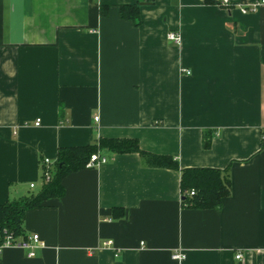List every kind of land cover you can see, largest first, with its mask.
Returning <instances> with one entry per match:
<instances>
[{
    "label": "crops",
    "instance_id": "obj_1",
    "mask_svg": "<svg viewBox=\"0 0 264 264\" xmlns=\"http://www.w3.org/2000/svg\"><path fill=\"white\" fill-rule=\"evenodd\" d=\"M253 1L0 0V204L38 191L60 147L100 138L180 167L100 149L106 163L27 211L35 256L7 247L0 264H264V4L240 8ZM135 4L139 24L120 13ZM186 168L226 172L219 208L182 203Z\"/></svg>",
    "mask_w": 264,
    "mask_h": 264
},
{
    "label": "trees",
    "instance_id": "obj_2",
    "mask_svg": "<svg viewBox=\"0 0 264 264\" xmlns=\"http://www.w3.org/2000/svg\"><path fill=\"white\" fill-rule=\"evenodd\" d=\"M121 17L141 23L140 5H122ZM106 148L112 152H138L149 166L179 170L178 160L170 155L154 154L141 149L137 139L100 138L97 143L81 146H64L58 149L50 167V179L42 187L29 194L0 204V244L11 234L15 240L27 237L25 216L28 210L41 207L44 201L61 197L65 193L64 178L85 169L92 154ZM42 160V178L45 170ZM182 203L193 208H219L230 193V180L224 170L215 168H186L181 170ZM191 191H194L191 194Z\"/></svg>",
    "mask_w": 264,
    "mask_h": 264
},
{
    "label": "built area",
    "instance_id": "obj_3",
    "mask_svg": "<svg viewBox=\"0 0 264 264\" xmlns=\"http://www.w3.org/2000/svg\"><path fill=\"white\" fill-rule=\"evenodd\" d=\"M225 6L230 5L228 3V0H223L222 2ZM260 4H264V0L261 1H253L248 7H240L241 11L243 13H247L250 11H256L257 7ZM167 37L169 40L175 42V43H180L181 42V37L178 33L174 32V31H170L167 34ZM183 72L186 73H190V71L188 69H182ZM96 120L98 119L97 117L95 118ZM39 124V119H37L36 121V125ZM108 161V158L106 156H104L100 151L94 153L91 155L90 160L88 161L86 167L87 168H92V167H96L99 166L100 164L106 163ZM44 164H45V170L43 173V179L44 181H48L50 179L51 173H50V167L52 166L53 161L50 158H44ZM31 187H34V184H31ZM194 191H191V194H193ZM105 245L107 246H111L112 245V241H107L105 242ZM43 246L42 240L39 236V234L37 233H33L30 235H27L26 238H22L20 240H15L13 238V236L11 234H7L4 242L2 244H0V251H2L4 248L7 247H16V248H21L24 249L28 252V256L32 257L35 256V249ZM173 257L175 259H182L184 257V255L182 253H176L173 255ZM236 258L241 260L242 259V254L238 253L236 255Z\"/></svg>",
    "mask_w": 264,
    "mask_h": 264
}]
</instances>
